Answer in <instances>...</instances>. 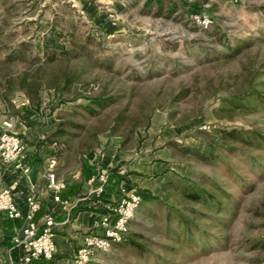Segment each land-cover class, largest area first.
<instances>
[{
	"label": "rangeland",
	"instance_id": "obj_1",
	"mask_svg": "<svg viewBox=\"0 0 264 264\" xmlns=\"http://www.w3.org/2000/svg\"><path fill=\"white\" fill-rule=\"evenodd\" d=\"M93 1L0 0V131L73 170L116 141L143 200L91 264H264V0Z\"/></svg>",
	"mask_w": 264,
	"mask_h": 264
},
{
	"label": "crops",
	"instance_id": "obj_2",
	"mask_svg": "<svg viewBox=\"0 0 264 264\" xmlns=\"http://www.w3.org/2000/svg\"><path fill=\"white\" fill-rule=\"evenodd\" d=\"M84 1L87 10L95 8L92 5L95 1ZM46 149L56 152L54 148H46L42 140L26 146L25 162L31 168L29 177L14 167L2 164L0 188L15 184V196L24 210L27 208V195H37L41 201V208L35 216L38 223H43L48 214L54 216L55 255L50 260H35L34 264H74L75 254L83 244L85 234L92 231L104 215H109L114 222L113 205L119 201L122 189L132 188L121 178H116V141L102 154L87 159L79 170H73L66 163V157L58 158ZM52 161L55 162L57 179L64 183L60 199H56V191L50 187L47 176ZM101 167L109 171L110 186L104 195L96 192L98 182L89 181L90 176ZM24 226V218L10 219L0 212V264H13L20 257L22 249L16 238L22 234Z\"/></svg>",
	"mask_w": 264,
	"mask_h": 264
},
{
	"label": "built area",
	"instance_id": "obj_3",
	"mask_svg": "<svg viewBox=\"0 0 264 264\" xmlns=\"http://www.w3.org/2000/svg\"><path fill=\"white\" fill-rule=\"evenodd\" d=\"M25 148L22 137L13 130V122L4 120L0 131V160L3 165L14 167L29 177L31 168L25 162ZM47 176L50 187L56 191V199H60L64 183L57 179L54 161L50 164ZM89 181L98 182L96 192L104 195L110 186L108 169L101 167ZM15 186L0 188V212L10 219H25L22 234L16 238L22 249L21 255L13 264H34L35 260H50L57 249L54 216L48 214L43 223H38L35 216L41 208L39 197L34 193L27 195V208L24 210L15 196ZM142 200V194L138 191L122 189L119 201L112 207L115 221L112 222L109 215H104L94 229L85 234L84 242L75 254L74 264H91L96 253L107 251L123 241Z\"/></svg>",
	"mask_w": 264,
	"mask_h": 264
},
{
	"label": "trees",
	"instance_id": "obj_4",
	"mask_svg": "<svg viewBox=\"0 0 264 264\" xmlns=\"http://www.w3.org/2000/svg\"><path fill=\"white\" fill-rule=\"evenodd\" d=\"M240 45H242V42H239L238 43V49L237 51L240 50ZM231 48V47H230ZM18 50V49H17ZM251 100V99H249ZM261 102L264 103V100L262 99ZM246 134V133H245ZM247 137H244V140H247L248 142H252V143H257L259 146H262L264 148V133H261V132H253V133H247ZM225 136L226 137H232L234 139H239L242 137V132L234 129V130H231V131H226L225 132ZM253 160H256L255 163H259V160H257V158H253ZM191 196L196 199V200H200V199H204L205 201H215V202H218V194L215 193V192H212V191H208L206 190L205 188H193L192 191H191ZM124 240H129L128 238H125ZM123 240V241H124ZM122 242V241H121ZM121 242H118V243H121ZM132 242V244L138 246L139 243H137L135 240L133 241H130ZM116 243V244H118Z\"/></svg>",
	"mask_w": 264,
	"mask_h": 264
}]
</instances>
